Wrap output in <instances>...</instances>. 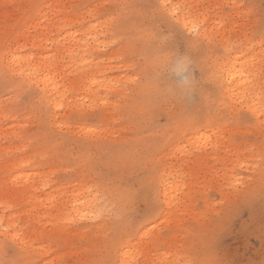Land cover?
Masks as SVG:
<instances>
[{
	"label": "rangeland",
	"instance_id": "obj_1",
	"mask_svg": "<svg viewBox=\"0 0 264 264\" xmlns=\"http://www.w3.org/2000/svg\"><path fill=\"white\" fill-rule=\"evenodd\" d=\"M0 264H264V0H0Z\"/></svg>",
	"mask_w": 264,
	"mask_h": 264
},
{
	"label": "bare ground",
	"instance_id": "obj_2",
	"mask_svg": "<svg viewBox=\"0 0 264 264\" xmlns=\"http://www.w3.org/2000/svg\"><path fill=\"white\" fill-rule=\"evenodd\" d=\"M166 1L167 0H162V2L165 4L166 3ZM174 10V9H173ZM173 10H171V13L173 14ZM178 19H180L181 21H182V23L185 25V26H187L188 25V22H187V20H186V17H185V15L184 14H182V15H180L179 17H178ZM22 61H29V59L28 58H26V57H24V56H13L12 58H10V59H8V64L11 66V67H13V68H15V66H17V65H21V63H22ZM228 64H229V62H227ZM50 64V63H49ZM232 68V66L230 67H228L227 69H226V72H227V75H226V80L227 81H231L232 79H234V76L232 75V73H231V69ZM27 75H29V76H32V75H30L29 73H27ZM42 81V82H41ZM48 80H40V79H36V82L37 83H42L43 85H44V88L45 89H47L49 92H52V91H57L58 90V86L56 85V84H52L50 87H49V84L48 83H46ZM241 81V80H240ZM244 83H246V82H244ZM244 85H246V84H244ZM46 86V87H45ZM250 93H248V100H250L251 102H252V105L255 107L254 108V111L256 112L257 111V107H256V103L254 102V100L252 99V97L249 95ZM54 101H55V105L57 106V100L56 99H54ZM166 193V195L168 194L167 192H165Z\"/></svg>",
	"mask_w": 264,
	"mask_h": 264
},
{
	"label": "snow or ice",
	"instance_id": "obj_3",
	"mask_svg": "<svg viewBox=\"0 0 264 264\" xmlns=\"http://www.w3.org/2000/svg\"><path fill=\"white\" fill-rule=\"evenodd\" d=\"M178 55V54H177ZM189 62V55L187 53L184 54L183 59L180 61L181 67L186 66V64ZM187 83V81H186Z\"/></svg>",
	"mask_w": 264,
	"mask_h": 264
}]
</instances>
